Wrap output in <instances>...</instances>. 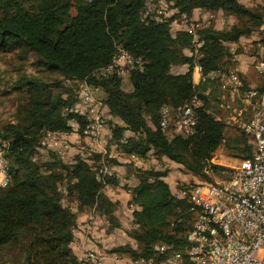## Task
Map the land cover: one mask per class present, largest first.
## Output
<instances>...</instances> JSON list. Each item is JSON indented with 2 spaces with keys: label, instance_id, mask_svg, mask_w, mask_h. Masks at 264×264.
<instances>
[{
  "label": "trees",
  "instance_id": "1",
  "mask_svg": "<svg viewBox=\"0 0 264 264\" xmlns=\"http://www.w3.org/2000/svg\"><path fill=\"white\" fill-rule=\"evenodd\" d=\"M168 2L178 13L160 20L143 16L144 0H0V50L33 53L48 72L100 86L112 119L109 142L124 153L146 156L152 151L199 173L225 136L232 155L252 157L251 136L241 128L228 136L225 123L217 118L222 102L220 84L213 82L208 92L209 83L194 84L193 66L197 61L206 72L220 68L224 41L237 42L257 31L264 24V4L245 7L240 0ZM197 8L221 10L236 15L237 21L229 30L211 24L198 28L196 35L185 29L173 32V18L180 13L191 16ZM118 44L145 60L144 69L130 76L131 91L123 88L120 77L94 75L111 61ZM182 64L188 65L185 72L172 71ZM51 85L40 77L19 78L15 87L27 91L25 120L0 128V136L9 142L6 153L11 173L10 182L0 186V264L9 260L13 264H80L71 246L79 213L95 208L99 215L119 224L114 214L117 202L104 192L108 185L118 183L117 175L103 182L90 162L100 161V153L89 160L78 156L70 162L54 151L44 163L33 158L46 130L71 132L67 122L74 117L84 125L81 116L62 114V108L77 98L71 93L64 96L62 91L54 93ZM56 85L59 80L54 81L53 87ZM245 87L251 86L245 83ZM256 88L261 91L264 85ZM194 93L204 98L196 132L169 140L159 126L161 107L183 105ZM126 131L132 134L122 143ZM211 169L219 172L225 168L214 164ZM135 174L138 183L130 192L129 203L136 206L131 235L137 247L112 251L139 257L150 255L156 241L171 239L181 245V234L193 217L189 203L177 202L164 179L165 172L139 167ZM69 196L75 198V207L64 201Z\"/></svg>",
  "mask_w": 264,
  "mask_h": 264
},
{
  "label": "built area",
  "instance_id": "2",
  "mask_svg": "<svg viewBox=\"0 0 264 264\" xmlns=\"http://www.w3.org/2000/svg\"><path fill=\"white\" fill-rule=\"evenodd\" d=\"M216 11L197 8L191 16L180 13L172 20L176 31L185 29L196 35L200 27L212 24ZM178 13L168 0H144V17L165 19ZM198 56V55H197ZM145 60L136 56L121 44L116 46L111 61L98 68L97 77L117 76L122 80L130 78L135 70H143ZM253 67L264 76V58L253 62ZM194 71L198 73V82L212 84L231 92L244 102L227 116L229 122L248 133L253 141L252 157H228L227 174L223 178L195 179L193 182L176 183L171 187L177 202L189 203L193 213L190 226L181 234L182 244L173 240L156 241L152 244L148 256L132 257L128 254L108 252L94 238V230L100 215L95 208L89 209V218L82 222V232L87 246L77 255L80 264H264V89L245 87L240 71L235 68H217L204 71L199 62H194ZM79 92L77 100L62 108L64 117L69 114L81 116L84 125L77 117L69 118L67 124L78 136L87 138L89 152L79 150V155L88 159V155L99 151L101 159L98 166L93 165L97 179L105 182L116 174L115 165L108 158L125 155L126 161L134 162L139 167L147 164L146 156L136 153H124L116 147L115 152H107L106 145L112 138L108 127L106 106L103 102L100 86L86 80H77ZM204 105V98L199 93L183 105L164 104L160 109L159 126L169 140L176 135L190 136L196 132L199 110ZM120 141L125 143L127 136ZM117 146L116 144H110ZM8 140L0 136V186H6L11 179L10 158L6 153ZM50 148L65 154L66 145L61 131L46 130L40 143L41 148ZM36 159V156L33 157ZM211 157L207 160L209 162ZM206 162V163H207ZM211 168V167H210ZM62 188V187H61ZM65 192V188H62ZM132 207H136L131 204ZM76 230V228H75ZM74 230V231H75ZM169 234H175L173 227Z\"/></svg>",
  "mask_w": 264,
  "mask_h": 264
},
{
  "label": "rangeland",
  "instance_id": "3",
  "mask_svg": "<svg viewBox=\"0 0 264 264\" xmlns=\"http://www.w3.org/2000/svg\"><path fill=\"white\" fill-rule=\"evenodd\" d=\"M245 4L248 5L249 7H255L257 4H264V0H248ZM72 10L73 12L75 11L74 8ZM222 19L223 17L221 15L216 16L215 19L216 22L219 21L216 24V28H221L217 26H224L221 25L220 23ZM234 19L235 17L233 15H229L228 21H225L223 24L226 25L227 23L230 26V24L233 23ZM214 21H213V25H215ZM175 31H176V27L175 25H173V32ZM263 37H264V29L262 30V32H260V38L262 39ZM263 50L264 48L262 49V51ZM250 53L251 55H254L255 58L257 59L264 58V51L262 53L257 54L256 41H254V47H252ZM22 76L40 77L47 83L52 84L51 87L54 93L62 91L64 93V96H66L67 93H71L72 95L70 96L72 98L75 97L77 98V94L79 92V87H80L78 82L73 80H66L60 77V75L57 73H51L43 69V67L37 63V58L33 53L24 55V53L19 51L5 52L0 50V128H2L5 124L8 123H13V122L18 123L25 120L24 104H26V100H27V91L25 89L15 87L17 85L19 78H21ZM55 80H59V85L53 87ZM214 85L216 87V83ZM210 87L212 88V86ZM102 92L103 91L101 90L100 96H102L103 98L105 95H102ZM227 94L231 100L234 99L232 102V104H234L233 105L234 108H239L243 106L239 101L236 100V98L239 97L231 95L232 93L229 91H227ZM221 96H222V92H221ZM225 99H227L226 95H225ZM233 106L231 110H229V107H227L226 104L224 103L221 109L223 111V115L221 114L220 116L222 117V120H224L225 130L228 131L227 133L228 136L231 132H236L237 131L235 130L236 128L239 129V127H236V125H234L232 122H229L227 119V116L232 115L234 113ZM221 110H219V112H221ZM107 111L108 109L106 108V112ZM111 120L112 119H110V117L108 116L107 123L110 130H111ZM61 132L66 133L64 131ZM131 134L132 133L129 131H126L125 133L127 137H129ZM226 138L227 137H225V140L219 144L217 149L212 154L211 160L205 164V166L202 168V170L199 173L190 172L182 164L171 161L166 157L157 156L152 151L146 155L147 164L142 165L141 168H148V169L153 168L155 170H160L165 172L166 176L164 179L168 182V184L172 188L173 186H175L176 183H181V182L190 183L193 182L195 179H199V177L208 178L210 180L216 178H223L228 171L226 170V168H229L225 164L228 162L227 160L228 157L229 158L239 157L236 155H232V153H230V150L227 149ZM66 141L68 146L66 148L67 151L65 149L66 154L58 153L57 151H54L47 147L41 148L37 151L35 155L37 160L43 163L46 162L47 160L50 159L52 151H54L65 161L70 162V161H74L78 156H80L79 150H86L88 152L90 150L91 145L87 138L82 137L80 139L78 137L77 144L79 145V148L78 146H75L76 143L71 142L69 139H66ZM116 147L118 146H111L108 143L105 149L107 150L108 153L109 152L113 153L115 152L114 149ZM70 150L73 151L70 152ZM98 152L99 151H95L92 154L88 155V160L90 159V157L94 156ZM107 159L110 164H113L115 166L119 164V167L117 166L116 168L118 183L114 185V187H117V189H115L116 190L115 193L120 194V196L117 197L118 202L116 209L114 211L115 217L118 219L119 224L116 225L111 221H108L105 216L100 215L99 223L96 225V229L101 234L100 236H98V238H96V240H98L100 246L103 249H106V251L108 252H112V248H117V247L132 246L136 248L137 242L131 235V231L135 227V224L133 223V215H132L135 207H132L131 204L129 203L128 200L129 195L126 194V192L129 191L130 193L132 188L136 184L137 178H136L135 170L136 168H139V166L134 162L126 161L125 155L113 157V158L107 157ZM90 160H91L90 162L94 166L99 165V161L94 162L92 159ZM214 164L218 166H222L225 169H222L219 172L214 171L210 168ZM104 192L106 194L110 193L108 189H104ZM64 201L67 202L68 204H71V206L73 204L74 207L76 206V202H74L75 198H73L72 196L65 197ZM82 213H85V211H81L79 213L78 219L81 217ZM86 213L88 215L86 217L87 220L90 214L89 212ZM77 228L78 225L76 229ZM77 253L75 254L77 255ZM122 253L124 252L122 251ZM7 264H13V262L9 260Z\"/></svg>",
  "mask_w": 264,
  "mask_h": 264
},
{
  "label": "crops",
  "instance_id": "4",
  "mask_svg": "<svg viewBox=\"0 0 264 264\" xmlns=\"http://www.w3.org/2000/svg\"><path fill=\"white\" fill-rule=\"evenodd\" d=\"M247 1L248 0H242L241 1L245 7H249L248 5L245 4ZM219 15H221L223 17V19L221 20L220 23H221V25H224V26H217V27H221L220 29L229 30L231 28L232 24L235 21H237L236 15H233L235 17V19L233 20V23L230 24V26L227 23H226V25L223 24L225 21H228V18H229V15L224 14L223 11H216L213 21L216 19V16H219ZM213 21H212V24H213ZM218 22H216V20L214 21L215 27H216V24ZM263 29H264V24L262 26H260V28L257 31H254L251 35L242 36L239 39V41H237V42L225 40L223 43L224 53H223V62H222L221 68H223V69H228V68H232V67L237 68L240 71L245 83H247L251 87H257V86H263L264 85V76L257 73V71L253 67V62L255 60H257V58H255V56L251 55V53H250V50H252V47H254V41H256L257 54L262 53L264 51V50L262 51V49L264 48L263 47L264 42L263 41L261 42V38H260V32H262ZM187 69H188V65L182 64V65L174 66L172 68V71H175L176 73H180V72H185ZM193 79H194V82H196V83L199 80L198 79V73L196 71H194ZM209 85L211 86V84H209ZM210 86L208 87L207 92L210 91V89H211ZM123 88L126 91H131L133 89V85H132L130 78L123 80ZM220 92H222V99H223L221 102V109H222V105L225 103L226 106L229 107V110H231L232 106L234 105V104H232L234 99L231 100L230 97H228L227 91L223 90L221 87H220ZM102 95H105L104 91L102 92ZM225 95L227 96V99H225ZM231 95H233V94H231ZM237 97H239V96H237ZM236 100L239 101L242 105H244L243 104L244 102L240 98H236ZM233 109L235 112V109H237V108H234V106H233ZM221 114L223 115L222 110H221V112H217L216 115H217V118L222 120V117L220 116ZM114 120H116V119H114ZM222 121L224 122V120H222ZM62 135H63V140H64V143L66 146H67L66 139H69L71 142L76 143L75 146H78V148H79V145L77 144L78 143L77 142L78 137L80 139L82 137L78 136V132H76L75 130H72L70 133H68V132L63 133L62 132ZM224 140H225V136L223 137L221 142H223ZM66 151H67V149H66ZM66 151H65V154H66ZM71 151H73V150H70V152ZM117 166L119 167V164H117L115 166V168H117ZM136 180H137V182H136V184H137L138 179H136ZM106 189H108V191L110 192L109 194H111V195L108 194L109 197L113 201L118 202L117 197H119L120 194L115 193V191H116L115 189H117V187H114V185H108L106 187ZM127 192H126V194L129 195V198H128V200H129L131 197V193H129V191H127ZM86 212H89V210H86L85 213H82L81 217L78 219V228L75 230L74 240L71 244L74 252L75 253L78 252L77 255L88 244L87 242L84 241L83 232H82V228H81V226H82L81 221L86 220V217L88 216ZM100 234L101 233L95 228L94 238L95 239L98 238V236H100Z\"/></svg>",
  "mask_w": 264,
  "mask_h": 264
}]
</instances>
